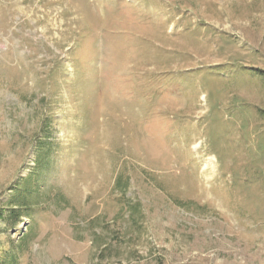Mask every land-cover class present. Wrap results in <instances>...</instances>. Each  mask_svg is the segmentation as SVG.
I'll return each instance as SVG.
<instances>
[{
    "label": "rangeland",
    "instance_id": "374dc122",
    "mask_svg": "<svg viewBox=\"0 0 264 264\" xmlns=\"http://www.w3.org/2000/svg\"><path fill=\"white\" fill-rule=\"evenodd\" d=\"M0 264H264V0H0Z\"/></svg>",
    "mask_w": 264,
    "mask_h": 264
},
{
    "label": "trees",
    "instance_id": "16d2710c",
    "mask_svg": "<svg viewBox=\"0 0 264 264\" xmlns=\"http://www.w3.org/2000/svg\"><path fill=\"white\" fill-rule=\"evenodd\" d=\"M30 192H34L32 190H30ZM22 197L23 195H20L19 196V193H17L16 195H14V199L16 200H12L13 204L12 205H15V207L13 209H16V208H21V207H26V203L25 202H22Z\"/></svg>",
    "mask_w": 264,
    "mask_h": 264
}]
</instances>
